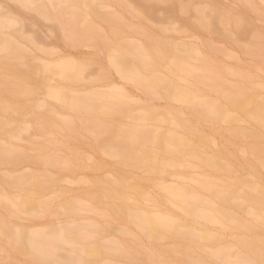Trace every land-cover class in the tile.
Listing matches in <instances>:
<instances>
[{"label": "rangeland", "instance_id": "obj_1", "mask_svg": "<svg viewBox=\"0 0 264 264\" xmlns=\"http://www.w3.org/2000/svg\"><path fill=\"white\" fill-rule=\"evenodd\" d=\"M219 8L228 16L239 14L245 17L251 22L248 23V26H252L251 29L247 26L246 33L239 34L232 24L222 20L213 22L211 20L210 26L203 27L199 22L200 14L201 17L208 15L205 18L210 20L212 13L214 16V9ZM160 10V15L165 16L158 20L150 19L141 23L136 18H130L129 32L126 31L120 38L108 37L105 46L97 45L96 48L89 47L88 50L86 47V52L83 51V54L75 55L76 57L73 53H67L65 55L67 59H79L83 68L80 79H65L60 72L52 71L48 73L46 83L36 85L31 94L7 103L13 106L14 110L10 116L7 112L2 113L1 120L4 124L0 126V141L28 151L31 155L41 154L43 159H30L18 164H0V264L15 262L32 264L28 261V258L30 260L28 255L17 252L13 246L15 239L2 232L5 228L25 229L29 232L51 229L64 231V227L77 224L80 225V233L88 237V247L98 245L100 248L99 257L90 258L96 263L140 264L133 262L126 255L118 254L116 249L121 245H123L121 248H125L126 245L130 248L138 244L137 241L144 243L142 246L145 248L157 245L162 254L158 259L149 260V263L143 261V264H185L187 260L185 254L179 251L170 252V249L166 252V248L173 244L169 237L155 242L143 235L142 229L131 218H125L128 216L122 218L113 212L109 198L102 193L103 187L106 186L102 184L104 180L117 181L119 190L127 196L133 212L176 218L182 223L183 228L194 227L200 234L215 235L216 237L200 249L201 252L200 250L197 252L206 258V262L210 261V264H227L229 262L227 260L231 258L233 261L237 260V257L234 259L233 253L234 256L231 257L229 254L228 258L225 257L224 261L227 263L223 262L222 256L213 255L217 250L224 248L237 253L242 246L237 240L238 237L249 235L264 238L263 225L261 227L255 225L250 232L240 229L236 222L225 223L220 217L209 221L187 214L168 194L165 187L174 185L198 189L200 180L207 175H212L220 181L225 180L223 184L240 178L242 182L239 181L240 184L237 185H240L241 190L250 191L264 199V165L248 150L252 140L235 139L230 135L232 134V131L229 132L230 124L201 115L191 102L168 97L165 88L159 89L157 95L149 88L127 78L116 68L110 56L115 46L124 41L144 46L148 35L156 36L178 47L174 49V56L186 54V49L193 46L197 53L188 56V59L195 65L196 71H202L200 58L207 57L218 64L216 67L227 69L224 76L230 86H241L245 91L256 93L264 99V35L260 36L261 31L264 34V0H185L176 7L164 4ZM136 27H141L142 32H137ZM255 34L260 37H256ZM252 46L256 47L257 52L246 50ZM143 68L144 75L151 73L147 67ZM157 73L170 79L176 91L179 89L199 91L198 100L221 97L212 90L206 78V84L195 85L185 71L173 72L169 61L162 60ZM57 91L77 95L102 92L112 94L109 97L111 99H115L117 94L126 102L128 110L124 113L126 115L121 114L120 118L86 111L80 113L75 107L64 104L55 94ZM220 100L225 103L223 98ZM198 108L201 109V106ZM98 118L106 122L113 121L118 125L121 123V127L134 128L136 131L137 127H147L183 132L191 138L202 154L221 155V161L229 164L230 170L212 169L195 156L192 149H185L180 155H164L162 158L165 164H160L157 169H150L140 161L126 162L122 156L112 155L104 150L103 146L111 143L101 145L107 138L99 137V141L96 142L98 130L80 124L81 119ZM65 119L79 122V125H76L77 133H73L65 125ZM233 126L257 128L245 116ZM225 129L230 134L225 132ZM99 142L101 146L98 145ZM77 156L81 157L82 161L79 162L80 165L84 164L83 168L75 166L79 165ZM256 156L260 159L257 154ZM45 159L54 160L46 163ZM25 173L29 175L28 179L15 182L19 175ZM33 175L40 177L46 184L49 183L47 187L33 189ZM99 180H102L101 184L98 183ZM100 187L103 189L100 190ZM204 194L210 197L208 192L205 191ZM29 195L35 197L34 201L37 200V203L21 208L19 203L22 198ZM98 195L101 196L100 201L97 199ZM67 202H75L76 205L67 209L65 206ZM253 210L252 205H248L247 210L232 208L237 217L249 224L255 222ZM76 241L72 239L60 241L59 261L62 257L65 259L72 255L82 258L87 256L86 249ZM114 244L116 247L112 249ZM141 244L133 248H138ZM198 254L197 258H201ZM59 261L50 263L66 264L63 260L61 263ZM260 263L264 264V261Z\"/></svg>", "mask_w": 264, "mask_h": 264}, {"label": "bare ground", "instance_id": "obj_2", "mask_svg": "<svg viewBox=\"0 0 264 264\" xmlns=\"http://www.w3.org/2000/svg\"><path fill=\"white\" fill-rule=\"evenodd\" d=\"M184 1L0 0V126L4 124V121L1 120L2 113L7 112L10 116L12 110H14V107L7 103L31 94L36 85L46 83L49 72H60L63 78L69 80H77L82 77L83 68L79 59H67L65 56L67 53H73L74 56H78L85 51L86 47V50H88L89 47L96 48L97 45L105 46L107 44L106 39H109L108 37L120 38L128 31L130 18H136L141 23L150 19L158 20L165 16L162 17V14L160 15L162 5L168 4V6L176 7ZM2 2L4 3L1 4ZM214 11V16L212 13L210 20L205 18L208 15L201 17L200 12H198L200 14L199 22L203 27L210 26L211 20L212 22L214 20H222V22L232 24L239 34H245V31L250 26H248V23L251 24L249 20L239 14L228 16L220 8L214 9ZM203 13L205 14L206 12L203 11ZM165 14L168 15L167 13ZM252 25L254 24L252 23ZM135 30L142 32L141 27H136ZM262 33L261 31V37L264 35ZM260 36L257 35L256 37ZM147 37V43L144 46L135 45L128 41L115 46L110 56L116 68L127 78L149 88L151 92H155L157 95H159V89L165 88V93L168 97L191 102L201 115L230 124V130L228 129L229 127L227 130L229 132L232 131V134L226 129L225 132L237 140L243 138L251 139L252 142L249 144L248 150L252 154L254 153L256 159L264 165V99L260 98L256 93L245 91L241 86H230L224 76L227 69L225 70L221 66L222 69L216 67L218 64L213 63L207 57L200 58V68L203 72L196 71L197 68L188 59V56H193L197 53L196 48H193V46L186 49V54L174 56V49L178 47L173 43L160 40L156 36L148 35ZM246 50L257 52L254 46L247 47ZM162 60L169 61L173 72L185 71L195 85L206 84V80H208L207 83L210 84L212 90L216 91V94L221 97L198 100L199 91L184 89L176 91V87L170 79L157 73ZM143 67H147L151 73L144 75ZM55 94L60 97L64 104L75 107L80 113L86 111L97 115L103 114L120 118L121 114L126 113L128 110L125 106L127 105L126 102L118 97L117 94L115 99L109 98L112 94H103L102 92L77 95L57 91ZM221 98L224 99L225 103L220 100ZM199 106H201V109L198 108ZM243 116L252 121L257 128L234 127L233 124L241 121ZM111 122H106L99 118L92 120L81 119L80 124L81 126H86V128L92 126L94 130H98L96 132L98 136H96L98 138L96 142L99 141V137L102 139L107 138L106 141L101 140L103 141L101 145L111 142L110 145H102L105 148L104 150L112 155L122 156L126 162L138 163L140 161L150 169H157L160 164H165L162 158L164 155H180L184 153L185 149H192L193 154L212 169L230 170L229 164L221 161V155L202 154L197 150V146L192 142L191 138L183 132L159 128L148 129L147 127H137L136 131L133 130L134 128L121 127V123L118 125L113 121ZM64 123L73 133H77L78 128L76 125H79V122L73 119H65ZM104 135L107 136L103 137ZM108 138L112 139V141ZM98 145L101 146L100 142ZM77 158L79 157L77 156ZM30 159L40 160L43 159V155H31L28 151L6 145L0 141V164H18ZM45 160L46 163H49L48 161H53L54 159ZM55 161L57 162L58 160L56 159ZM79 161H82L81 157L78 160L79 165L75 164V166L82 167L83 165L84 167V164L80 165ZM247 163L250 164L249 161ZM21 175H19L18 180L15 179V182H21L19 180L23 181L29 178L26 173L23 176ZM33 176V189L46 188L47 184H49L43 182L37 175ZM216 179L212 175L204 176L200 180V188L198 189L174 185L165 187L168 194L191 216L204 218L209 221L220 217L225 223L236 222L240 229L250 232L255 228V225L264 226L263 198L255 196L250 191L241 190L239 181L242 182V179L240 178H236V181L233 180L234 183L229 181L230 183L224 182V184L223 181L225 180L220 181L217 179L220 183ZM102 180H99L98 183L102 182ZM103 182L102 184L106 186L103 187L101 185L104 189L101 187L99 189L104 190L102 193L109 198L112 210L117 216L122 218L128 216L125 218H131L142 229L143 235L145 234L147 238H151L155 242L169 237L173 242V246L166 248V252L170 249V252L179 251L185 254L187 256L185 264H210V261L206 262V258L204 259L201 253H198L201 252L200 249L203 246L216 237L215 235L210 233L200 234L194 227L186 226L187 228H183L182 223L176 218L159 214L155 215L154 213L133 212L127 201V196L119 190L117 181L104 180ZM237 183L239 184L237 185ZM259 190L262 191V189ZM205 191L208 192L210 197L205 196ZM99 195L97 199L100 201L101 196ZM34 199L36 198L31 195L25 196L19 206L22 208L24 205H34L37 201H34ZM246 203L252 205L254 209L252 213L255 215V222L251 224L237 217L232 211V208L247 210L248 205ZM66 204L67 209L76 205L75 202H67ZM13 229L7 227L2 232L5 235L8 234L9 238L13 237L15 239L14 248L18 253L28 255L30 257L28 261H31L30 263L32 264H48L55 260L59 261L58 251L60 249V241L63 239L77 240L76 242H80L82 244L81 247L87 251V256H83V258L72 255V257L69 256L65 260L62 257L61 261L63 260L64 263L101 264L90 260V258L99 257L100 248L98 245L88 247V237L80 233L79 224L72 225V227H64V231L61 229L62 232L56 229L34 232H29L25 229ZM246 236L237 238L242 245L241 250H237V253L229 252V248H224V250H217L218 252L216 251L215 255L211 252L212 255L222 256L223 262L227 263L229 261V264H261L260 262L264 261V238ZM62 242L64 243V241ZM136 243L138 244L133 246H138L142 242L136 241ZM142 245L145 244H141L138 248H133V246L129 248L128 245L125 248H121L123 246L121 245V247L117 246L118 248L116 249L118 254L126 255L133 262L140 264L141 262L143 264V261H148L149 263V260L158 259L162 255L160 250L157 249V245L150 247L151 249L149 246L145 248ZM115 247L116 245L112 249ZM196 254L201 255V258H197ZM229 254L231 257L234 256V259L237 257V260L233 261L231 258L225 262L224 260L229 257ZM61 261L59 262L61 263ZM15 263L18 264V262Z\"/></svg>", "mask_w": 264, "mask_h": 264}]
</instances>
